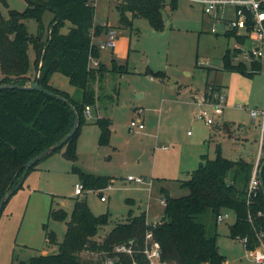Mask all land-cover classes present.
<instances>
[{
    "label": "rangeland",
    "instance_id": "1",
    "mask_svg": "<svg viewBox=\"0 0 264 264\" xmlns=\"http://www.w3.org/2000/svg\"><path fill=\"white\" fill-rule=\"evenodd\" d=\"M7 1L9 8L2 6L5 17H8L9 9L22 12L27 7L26 0ZM91 1L95 5V23L108 22L116 29L118 38L114 49H99V60H90L96 76L89 87L98 100L95 105L87 106L91 117L85 114L87 123L82 124L77 138L78 158L76 161L67 160L64 156L66 147L45 157L5 204L0 214V264H23L35 256L56 253L58 245H49L46 233L54 231L58 243H61L67 225L65 221L52 219L50 211L52 208L63 209L69 220L76 198L86 199L95 215L109 213L111 216V222L96 236L101 239L116 223L125 222L134 215L145 213L148 223L160 222L164 216L162 201L165 198L161 188H167L173 197L188 195L189 190L182 187L177 179L188 178L204 158L215 159L218 144H221L223 157L254 160L261 152L259 163L264 157V145L263 149L260 148V123L252 130L254 123L249 113L250 109L264 106L263 72L253 77L243 75L244 81L252 82V87L247 86L243 90V96L237 103L243 109L236 106L226 109L225 106L214 125H207L198 118L194 113L198 109L186 103L191 102L190 89L201 93L199 90L205 80L209 81L208 84H229L230 72L221 71L222 58L236 42L227 38L229 25L226 22H211L204 15L201 4L191 5L186 0H178L177 9L165 8L163 12V30H154L147 19L133 18L131 14L127 17L132 21V27L127 28L126 24L120 23L116 9L122 0ZM52 17L49 11L44 15V39L49 34ZM227 18L233 19L231 11ZM25 23L32 40L38 42L37 21ZM213 27L216 28L214 32ZM104 38L105 35H100L93 41L98 44ZM246 47H250V43ZM28 57L26 76L34 82L38 76L39 56L32 43ZM94 61L98 64L95 65ZM102 62L105 66L100 74L97 71ZM120 65H127L126 74L118 75ZM150 70L164 71L167 79H150ZM2 77L0 72V80ZM51 81L61 90L70 93L75 90L71 79L61 73H55ZM219 92L227 99L224 90ZM98 105L103 116L113 122L107 144L99 140L100 127L94 117ZM133 107L139 109L135 111ZM140 118L145 121V129L131 128V121ZM220 119L228 125L223 127L224 133L228 137L235 134L239 138L233 139L239 143L237 148L230 146L229 139L222 141L218 138L220 133L214 128L222 124ZM74 167L88 174L112 177L110 186L102 190L106 198L104 202L98 192L90 189L83 195H75L74 187L80 182V177L74 172ZM129 176L141 177L143 182L128 180ZM158 177L168 180L160 182ZM202 219L208 228L212 227L211 215ZM235 221V214L230 213V218L218 225V247L226 258L224 264H255L247 256L242 243L230 236L229 226ZM83 256L91 254L84 253Z\"/></svg>",
    "mask_w": 264,
    "mask_h": 264
},
{
    "label": "trees",
    "instance_id": "2",
    "mask_svg": "<svg viewBox=\"0 0 264 264\" xmlns=\"http://www.w3.org/2000/svg\"><path fill=\"white\" fill-rule=\"evenodd\" d=\"M26 1L24 11L9 9L8 17H5L2 6L9 8V4L7 0H0V72L3 75L0 85H28V50L32 43L39 56L38 76L34 81L67 99L77 112V132L62 147H66L65 158L76 161L77 138L82 124L87 123L86 107L95 105L98 100L89 87L90 81L96 76V71L90 67V60H99L100 49L93 40L94 37L105 35L107 29L95 23V5L91 0ZM167 6L171 10L177 9L178 0H122L116 9L120 23L126 24L127 28L132 27V21L127 17L131 14L133 18L147 19L154 30L161 31L164 28L163 12ZM47 11L53 17L48 28L49 34L44 39L43 20ZM29 20L38 23V42L32 40L33 36L25 23ZM64 28L68 31L64 32ZM226 36L240 45L248 44L247 36L237 31L228 30ZM240 54V49L228 48L222 58L223 70L246 77L263 72V63L259 61L247 63L236 60ZM104 66L101 63L97 72L102 74ZM126 66H119L121 70L118 75L127 73L124 71ZM55 73L71 79L75 88L73 93L51 84ZM149 73L159 79L167 78L164 71L150 70ZM210 89L222 90L218 84L206 83L205 95ZM76 118L66 102L43 92L19 88L0 90V201L18 184L25 164L69 134ZM96 123L100 127V143H109L112 120L101 117ZM226 126V123L217 125L215 130ZM220 151L218 144L215 159L204 158L188 174V178L177 180L189 190L188 195L173 197L167 188H161L165 197L164 216L156 224L148 223L146 214L141 213L129 217L125 222L116 223L104 238L98 239L96 236L99 231L111 222L109 213L95 215L87 200L80 198L75 199L69 220L65 210L52 208L50 217L65 221L67 225L63 242L58 243L54 231H47L48 244L58 245V251L35 256L23 264H148L145 249L149 232L152 233L153 241L159 243L162 261L166 263L224 264L226 258L219 251L217 232V216L224 210L236 216L235 223L229 228L231 238L248 237L250 246L255 247L256 234L248 219L250 214L254 217V225L264 230V215L257 216L259 211L264 213L261 186L250 203L247 198L255 164L243 159H228ZM263 161L264 157L261 158L259 169ZM73 170L79 174L85 190L96 191L100 197L103 196L102 190L112 182V177L88 174L78 167ZM207 215L213 219L210 228L202 219ZM84 253L91 256L84 257Z\"/></svg>",
    "mask_w": 264,
    "mask_h": 264
},
{
    "label": "built area",
    "instance_id": "3",
    "mask_svg": "<svg viewBox=\"0 0 264 264\" xmlns=\"http://www.w3.org/2000/svg\"><path fill=\"white\" fill-rule=\"evenodd\" d=\"M191 3L201 4L206 15L214 16L219 21L226 22L229 25V30L237 31L241 35L247 36V41L250 47L236 43L235 48L241 50V54L236 58L243 62L250 63L252 61H259L264 66V0H188ZM233 14V19H228V15ZM105 27V38L99 42L100 49H114L117 45V31L108 23H101ZM216 29L214 28L213 31ZM233 47V48H234ZM95 65L98 64L94 61ZM264 73V67H263ZM198 106L196 116L205 121L207 125H214L216 118L219 117L227 105L226 96L219 91L209 90L208 94H204L202 98H196L195 101ZM242 108V106L240 105ZM85 114L91 117L90 108L86 107ZM250 115L254 121H258L261 126V147L264 144V106L261 109H251ZM131 128L142 130L145 128V123L141 119H134L130 124ZM259 160L255 164L252 177L250 179L247 198L248 203L251 198L256 195L260 187L259 180ZM128 180H135L136 182H143L141 177L129 176ZM109 187V186H108ZM75 195L80 196L85 192L83 183L80 181L75 184ZM101 200L105 201L106 198L101 196ZM229 210H224L217 216L218 223L224 222L230 218ZM263 211H259L257 216H263ZM249 221L253 224L256 234L255 247L250 246L248 237H237L244 247L247 256L255 264H264V230L254 225V217L249 215ZM148 245L145 249L148 264H170L162 261V250L158 242L153 241L152 233L147 234Z\"/></svg>",
    "mask_w": 264,
    "mask_h": 264
},
{
    "label": "crops",
    "instance_id": "4",
    "mask_svg": "<svg viewBox=\"0 0 264 264\" xmlns=\"http://www.w3.org/2000/svg\"><path fill=\"white\" fill-rule=\"evenodd\" d=\"M186 1H188V0H186ZM191 5H194V4H197V3H191L190 1H188ZM93 3H94V1H93ZM167 8H169V6H167L166 7V9ZM166 9H164V11L166 10ZM203 10V9H202ZM203 12H204V10H203ZM204 15L205 16H207V17H209V19H210V21L212 22V20L213 21H219L218 19H216V17H214V16H210V15H206L205 13H204ZM104 22H106V21H103L102 23H104ZM106 23H108V22H106ZM109 24V23H108ZM110 25V24H109ZM111 26V25H110ZM111 27H113V26H111ZM117 27H118V25H117ZM215 27H213L212 28V32H214L213 31V29H214ZM216 29V28H215ZM229 30V29H228ZM227 30V31H228ZM227 31H226V33H227ZM236 42V41H235ZM118 47H119V45H118ZM101 61V60H100ZM121 62V61H120ZM103 63V62H102ZM221 71H224V70H222L221 69ZM187 74L189 75L190 74V72H187ZM221 74V73H220ZM230 75H229V77H228V81H229V84H224L223 82H221V84H218V85H220L221 86V88H222V91L224 90L225 91V93H226V95H227V105H226V109H228V108H232V107H237V108H239V109H243V108H241L240 107V105H238L237 103H238V101H239V99H240V97L241 96H243V90L247 87V86H250V87H252V85H251V81H249V82H247V81H244V79H243V75H241V74H239V73H234V72H230L229 73ZM222 75V74H221ZM166 76H167V74H166ZM154 76H152V75H150V79H152ZM167 78H165V79H160V80H162V81H165ZM206 83H209V81L208 80H205V84L200 88V90L199 91H201V93H197V90H193V89H190V95H189V98H191V102H186V103H188V104H190V105H193L194 107H196L197 109H198V106L196 105V103H195V101H196V98H202L203 96H202V94H204V92H205V90H206ZM51 84L52 85H54V86H56L55 85V82L54 81H51ZM210 84H213V83H210ZM57 87V86H56ZM263 87H264V83H263ZM184 103H185V101H184ZM105 106V105H104ZM133 110H137V109H139V107H133L132 108ZM255 109V108H254ZM256 109H259V108H256ZM198 111V110H197ZM197 111H195L194 113H195V115H196V112ZM249 111H251V109L249 110ZM103 110H102V108L100 107V105H98V107H96V110H95V114H94V117H95V119L97 120L98 118H101V117H104L103 116ZM141 114L143 113V112H140ZM250 113V112H249ZM251 116V115H250ZM111 119V118H110ZM141 119V118H140ZM251 119H252V117H251ZM112 120V119H111ZM141 120H143V122L145 123V121H144V119H141ZM221 120V119H220ZM252 121H253V123H254V125H253V127H252V130H255L256 129V127H254L256 124H258V121H254L253 119H252ZM221 122H222V124H218V125H220V126H223V124L225 123V122H223V120H221ZM112 124H113V122H112ZM233 125H235V126H241L240 124H236V123H232ZM145 129V128H144ZM144 129H142V130H144ZM215 129V128H214ZM141 130V131H142ZM216 131H218L219 133H220V136L218 137V138H220L222 141H224V140H228L229 141V144H231L230 146H233L234 148H237L238 147V145L237 144H239V143H237V142H233V139H236V140H239V138H237V136H235V134L234 135H232V136H230V137H228L227 136V134L226 133H224V130H223V128L222 129H219V130H216ZM189 134H190V132H189ZM261 136H262V130H261ZM219 143H221V142H219ZM221 145V144H220ZM263 145L264 144H262V147H263ZM261 147V137H260V148L261 149H263ZM260 155H261V152L257 155V158L256 159H245V160H247V161H250V162H253L254 164H256L257 163V161L259 160V158H260ZM226 158H228V159H232V158H229V157H226ZM239 159H243V158H236V159H232V160H239ZM201 162V161H200ZM199 162V163H200ZM199 165V164H198ZM193 171V170H192ZM159 178V177H158ZM128 179V178H127ZM168 180V178H166V177H161V178H159V181L160 180ZM179 179V178H178ZM177 179V180H178ZM161 182V181H160ZM104 202V201H103ZM163 204H164V207H165V202H164V199H163ZM158 223V222H157ZM219 225V224H218ZM230 227V226H229Z\"/></svg>",
    "mask_w": 264,
    "mask_h": 264
},
{
    "label": "water",
    "instance_id": "5",
    "mask_svg": "<svg viewBox=\"0 0 264 264\" xmlns=\"http://www.w3.org/2000/svg\"><path fill=\"white\" fill-rule=\"evenodd\" d=\"M8 88H19V89H32V90H37L40 92H43L47 95L56 97L60 100H63L64 102H66L68 104V106L74 111V113L76 114V121H75V125L74 128L72 129V131L67 134L62 140H60L58 143H56L55 145H52L50 147H48L47 149H45L42 153H40L39 155L31 158L26 164H25V170L24 173L20 179V181L18 182V184L15 186V188L5 197L2 198V200L0 201V213L2 212L4 205L6 204V202L11 198V196L23 185L24 181L26 180L29 171L32 167H34L39 161H41L45 156L51 155L52 153H54L55 151H57L58 149H61L65 143H67V141L77 132L78 126H79V118L77 115V112L75 110V107L64 97L47 90L46 88H44L43 86H41L37 81L34 82H30L28 85H24V86H19V85H0V90L2 89H8ZM263 172H264V161L259 169V180H260V186L264 195V178H263Z\"/></svg>",
    "mask_w": 264,
    "mask_h": 264
}]
</instances>
